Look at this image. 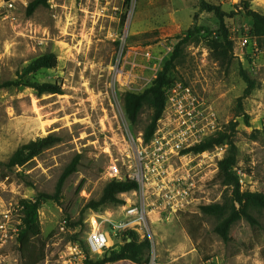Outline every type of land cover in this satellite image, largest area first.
I'll use <instances>...</instances> for the list:
<instances>
[{
	"label": "rangeland",
	"instance_id": "obj_1",
	"mask_svg": "<svg viewBox=\"0 0 264 264\" xmlns=\"http://www.w3.org/2000/svg\"><path fill=\"white\" fill-rule=\"evenodd\" d=\"M33 1L0 0V83L17 78L38 58L54 54L57 68L38 72L35 81L62 86L63 95H39L32 88L0 89V224L7 212L12 224L18 223L21 200L54 195L65 170L80 157L59 201H45L40 209L41 240L46 243L40 264L46 260L60 264L75 235L87 254L88 220L93 213L108 216L113 209L87 207L101 198L109 183L103 174L108 160L97 148L110 142L117 126L112 104L116 100L124 111L126 92L140 94L153 85L178 37L194 24L199 7L198 0H48L29 14ZM207 1L235 14L226 19L234 42L232 64L225 68L215 60L203 32L182 46L171 77L204 98L222 132L232 133L238 156L235 169L244 172L242 190L264 193V40L252 35V20L237 11L242 0ZM250 1L252 9L264 15V0ZM197 24L212 32L209 39L219 38L214 14L199 13ZM241 69L257 83L242 109L238 100L247 84ZM150 115L145 108L139 123L130 124L132 131H144ZM50 135L60 142L23 166H9L17 151ZM223 146L225 158L230 147ZM231 193L215 169L212 204H223ZM260 220L257 228L239 222L225 243L215 233L216 217L203 215L200 209L188 212L177 222L155 227L149 264H264V214ZM64 221L68 224L63 230ZM2 233L0 264H21L14 233L1 240Z\"/></svg>",
	"mask_w": 264,
	"mask_h": 264
},
{
	"label": "built area",
	"instance_id": "obj_2",
	"mask_svg": "<svg viewBox=\"0 0 264 264\" xmlns=\"http://www.w3.org/2000/svg\"><path fill=\"white\" fill-rule=\"evenodd\" d=\"M247 44L249 39L245 38L243 46ZM165 94L164 114L148 142L144 131H132L116 100L112 104L117 126L110 142L105 140L97 148L108 160L103 174L109 181L134 182L137 188L119 194L121 203L111 205L108 216L93 213L88 220L90 256H103L125 240H148L154 246L158 224L177 222L188 212L212 205L210 188L226 148L218 145L202 152L194 148L222 132L220 120L207 101L182 82L168 87ZM235 172L243 185V173ZM9 213L0 224L1 240L10 232L17 238L24 217L19 207L18 223L13 225ZM67 224L63 222V230ZM87 260L88 254L74 241L60 264H87ZM44 264L49 263L46 260Z\"/></svg>",
	"mask_w": 264,
	"mask_h": 264
},
{
	"label": "trees",
	"instance_id": "obj_3",
	"mask_svg": "<svg viewBox=\"0 0 264 264\" xmlns=\"http://www.w3.org/2000/svg\"><path fill=\"white\" fill-rule=\"evenodd\" d=\"M48 0H35L28 7L29 14H32L39 6L47 5ZM199 13L207 12L214 14L219 25V38H211L212 32L208 29L198 26L199 13L195 14L194 24L184 34L178 37V42L170 59L164 65L162 71L158 74L153 85L143 93L137 94L126 92L124 94V111L126 118L131 125H136L140 121L141 114L145 108L151 111L150 122L144 129L145 140L148 142L156 128L158 121L162 118L166 107L165 90L174 85L171 72L175 67V62L179 58L181 48L188 44L193 37L203 32L208 36V45L213 56L223 67L229 68L233 61L234 42L229 36L227 18H232L235 14H228L221 6L213 5L207 0H198ZM237 11H243L247 17L252 20V35L260 42L264 40V15L253 10L250 0H242L236 5ZM58 66L57 57L54 54L44 55L33 63L25 67L18 73L17 78L0 83V89L4 88H32L39 95H63L62 86L57 84H40L35 81V76L43 70L56 69ZM241 76L247 88L244 94L239 98V106L243 108V100L250 97L256 89L257 83L248 73L241 69ZM234 131V127L231 132ZM60 140L50 135L39 138L37 141L24 146L17 151L9 162V166H23L39 156L44 151L52 148ZM229 145L230 149L225 158L219 162V174L223 178V183L231 188V197L223 204H212L210 206L200 207L203 215L214 216L219 220L215 228L217 233L225 243L230 242V233L233 227L241 221L247 222L252 228L260 227L261 216L264 214V193L243 191L240 179L235 172L238 164L237 146L234 142L232 133L220 132L217 137L207 139L197 145L194 150L202 152L213 149L218 145ZM80 164V157H77L71 165L65 170L59 180L57 191L54 195H40L36 199L21 200L20 206L23 212L21 225L17 241L19 244L21 264H40L45 260L46 243L41 240L42 224L40 221V209L45 201H59L65 181L75 173ZM244 173V172H243ZM84 182L78 188V192L83 189ZM137 188L134 182L109 181L103 190V194L98 201H91L87 205L89 209L98 210L102 206L121 203L118 199L119 194L129 192ZM72 225V224H71ZM75 227L78 224L74 225ZM73 241H78V235L73 236ZM152 245L148 240L142 242L132 241L123 244H116L115 248L103 256L93 260L88 251L87 264H116L127 261L134 264H149L151 260Z\"/></svg>",
	"mask_w": 264,
	"mask_h": 264
}]
</instances>
